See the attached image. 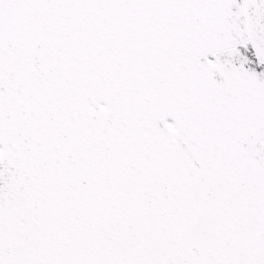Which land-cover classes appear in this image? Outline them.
Listing matches in <instances>:
<instances>
[{
	"label": "snow or ice",
	"instance_id": "obj_1",
	"mask_svg": "<svg viewBox=\"0 0 264 264\" xmlns=\"http://www.w3.org/2000/svg\"><path fill=\"white\" fill-rule=\"evenodd\" d=\"M0 264H264V0H0Z\"/></svg>",
	"mask_w": 264,
	"mask_h": 264
}]
</instances>
